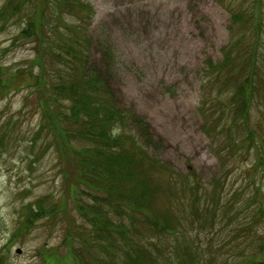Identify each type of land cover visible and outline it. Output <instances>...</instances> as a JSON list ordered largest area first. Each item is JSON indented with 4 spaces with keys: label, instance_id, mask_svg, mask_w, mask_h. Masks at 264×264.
Returning a JSON list of instances; mask_svg holds the SVG:
<instances>
[{
    "label": "trees",
    "instance_id": "16d2710c",
    "mask_svg": "<svg viewBox=\"0 0 264 264\" xmlns=\"http://www.w3.org/2000/svg\"><path fill=\"white\" fill-rule=\"evenodd\" d=\"M218 1L230 13L232 26L222 61L206 64L217 97L206 104L209 108L203 115L208 134L216 131L212 119L222 126L224 163L232 167L215 180L210 192L204 191L192 168L177 182L180 178L170 167L145 149L151 146L146 141L152 138L149 127L136 114L117 109L109 83L92 63V38L84 28L96 15L92 5L81 0H7L2 7L0 20L5 24L26 14L25 27L15 41L34 44L39 58L30 72L12 71L0 63V101L15 86L24 90L21 86L30 79L27 86L40 112V130L33 140L42 134L43 124L48 135L54 133L61 172L78 194L74 214L68 197L62 201L54 195L24 208L19 235L30 233L42 220L65 226L66 242L58 250L67 248V255L59 258L53 250L43 249V263L225 264L219 242H211L212 250L202 259L190 236L194 222L190 218L184 224V215L168 219L159 198L167 188L181 195L193 214L218 206L220 210L226 202L234 206L243 193L226 191L228 175L242 159L253 158L243 189H254L243 209L257 204L252 222L264 223V183L258 179H264V0ZM217 217L212 219L213 229ZM227 260V264H264V232L255 235L247 255L232 254ZM0 264H9V258L3 254Z\"/></svg>",
    "mask_w": 264,
    "mask_h": 264
},
{
    "label": "rangeland",
    "instance_id": "374dc122",
    "mask_svg": "<svg viewBox=\"0 0 264 264\" xmlns=\"http://www.w3.org/2000/svg\"><path fill=\"white\" fill-rule=\"evenodd\" d=\"M81 1L96 12L90 26L84 28L92 38V63L109 83L117 109L136 114L149 127L152 138L146 141L151 146L145 149L170 167L180 178L177 182L189 176L192 168L204 191L210 192L215 180L225 176L227 161L221 146L223 136L208 134L201 112L204 103L216 96L208 87L205 65L222 60V50L230 40L229 13L218 0ZM6 2L0 0V11ZM25 16L14 23L0 20V63L12 71L30 72L39 58L34 44L20 38L15 41L25 27ZM38 68L33 69L35 75ZM25 81L24 90L15 86L10 96L0 101V256L9 258V264H47L40 259L41 249L53 250L59 258L67 255V248L58 250L66 242L65 226L42 220L30 233L19 235L23 210L54 195L62 201L68 197L74 214L78 194L74 195L73 183L61 172L54 133L48 135V126L43 124L42 134L33 140L40 112L33 90L27 86L31 81ZM251 164V159H242L234 165L226 191L243 194L236 205L226 202L220 210L218 206L193 214L181 195L164 188L160 205L170 220L184 215L185 224L191 218L194 227L190 236L195 238L202 259L212 250L209 244L219 242L225 264L230 263L229 256L247 255L255 235L264 232V223L255 226V220L252 222L259 206L253 203L243 209L254 192L253 187L243 189ZM161 182L166 183L165 178ZM51 264L58 263L52 260Z\"/></svg>",
    "mask_w": 264,
    "mask_h": 264
}]
</instances>
